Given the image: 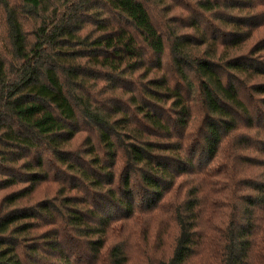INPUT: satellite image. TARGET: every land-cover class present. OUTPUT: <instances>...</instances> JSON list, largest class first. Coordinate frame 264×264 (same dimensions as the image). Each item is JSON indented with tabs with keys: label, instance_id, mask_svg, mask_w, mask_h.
I'll list each match as a JSON object with an SVG mask.
<instances>
[{
	"label": "trees",
	"instance_id": "trees-1",
	"mask_svg": "<svg viewBox=\"0 0 264 264\" xmlns=\"http://www.w3.org/2000/svg\"><path fill=\"white\" fill-rule=\"evenodd\" d=\"M192 1L0 0V264H264V0Z\"/></svg>",
	"mask_w": 264,
	"mask_h": 264
},
{
	"label": "rangeland",
	"instance_id": "rangeland-1",
	"mask_svg": "<svg viewBox=\"0 0 264 264\" xmlns=\"http://www.w3.org/2000/svg\"><path fill=\"white\" fill-rule=\"evenodd\" d=\"M184 2L187 4V6H189L188 8H194V4L195 1L193 2L192 0H184ZM154 14V18L155 21L160 24L164 21L165 19V15L161 14V13H157L152 11ZM183 18L185 16L186 20H187V15L184 12V14L182 15ZM191 19V16H190ZM259 37H264V29L260 32ZM255 172H251L250 174H254ZM189 179L186 181V178L182 179V184L183 185L182 188L185 186L184 184L186 182H188ZM181 182V181H180ZM19 188H22L20 186L16 187V188H11V189H6L4 191H2L0 193V215L1 212L5 211L6 208L2 207L3 205L1 204L3 198H5L7 195L11 194L14 190H17ZM55 188L54 187H49V186H44L41 190V194L39 193L38 196H36V199H39L40 196L43 195H50L52 196L54 194ZM184 191L182 189H180L179 191H176L175 193H173V196L171 198H169V202L168 205H170L171 203H177L178 200H180L182 197H184ZM168 224V219L163 217V215L160 216H156L155 218H153L152 220H150L148 223H146L145 225H148V227H151L152 230V234L153 236H151L149 238V240L147 241V243H149V247L151 248L152 252L156 255V256H163V255H167L169 254L170 250H169V246L170 243L172 241L173 235L171 237H167V235L169 233L175 232L174 228L172 225H170V228H168L167 226ZM144 225V222H143ZM143 225H140V227L137 229V231H142V227ZM155 230V232L153 231ZM160 230L161 233H163L165 230L166 232L163 234V238H162V234H160ZM160 234V235H159ZM166 234V236H165ZM164 239V241H163ZM163 241V242H162ZM131 258H130V264H143L141 263V260L138 258V256H136L132 250H131ZM137 254V253H136Z\"/></svg>",
	"mask_w": 264,
	"mask_h": 264
}]
</instances>
